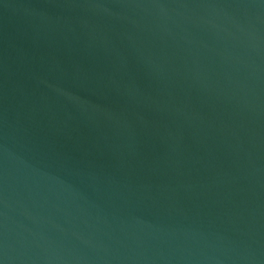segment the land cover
Returning <instances> with one entry per match:
<instances>
[{"label":"water","instance_id":"95a60500","mask_svg":"<svg viewBox=\"0 0 264 264\" xmlns=\"http://www.w3.org/2000/svg\"><path fill=\"white\" fill-rule=\"evenodd\" d=\"M0 264H264V0H0Z\"/></svg>","mask_w":264,"mask_h":264}]
</instances>
